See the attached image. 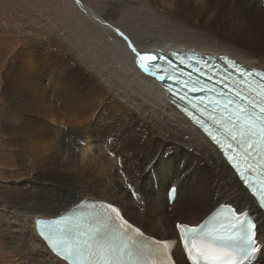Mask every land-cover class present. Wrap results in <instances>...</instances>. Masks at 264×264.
<instances>
[{
	"label": "bare ground",
	"instance_id": "obj_1",
	"mask_svg": "<svg viewBox=\"0 0 264 264\" xmlns=\"http://www.w3.org/2000/svg\"><path fill=\"white\" fill-rule=\"evenodd\" d=\"M107 4L100 12L79 1L90 23L96 56L76 22L64 21L58 33L64 43L57 53L42 46L41 52H46L42 61L34 58L20 66L17 57L11 68L12 77L26 80L6 89L9 103L2 125L21 166L34 162L38 173L29 178V189L0 186V233L8 232L18 260L67 264L37 235L35 219L56 216L82 198H97L129 218L126 212L147 222L155 229L151 233L163 239L172 233V253L185 264L176 226L166 209L179 215L176 206L186 201L189 217L181 222L196 225L217 205L229 204L256 216L260 256L255 264H264L263 210L218 147L171 104L162 83L140 68L128 41L119 34L123 32L144 54L172 56L178 51L199 52L196 48L218 53H205L212 57L228 54L264 69L262 1L174 0L171 6L163 0H120ZM76 64L84 68L83 79L76 77ZM57 82L62 85L55 104L51 85L57 89ZM96 109L97 121L92 119ZM117 138L122 139L121 149L116 148ZM125 138H131L132 145H126ZM94 140L100 147L97 157L89 155ZM149 176H156L159 184L166 181L179 187L172 207L155 196ZM132 189L143 194L141 201L146 205L141 206ZM4 192L8 193L3 196ZM8 205L11 210L5 208Z\"/></svg>",
	"mask_w": 264,
	"mask_h": 264
},
{
	"label": "snow or ice",
	"instance_id": "obj_2",
	"mask_svg": "<svg viewBox=\"0 0 264 264\" xmlns=\"http://www.w3.org/2000/svg\"><path fill=\"white\" fill-rule=\"evenodd\" d=\"M119 34L124 40L128 41V46L131 48V51L140 61V68L151 75H155L147 62L157 60L158 57L139 52L123 32ZM240 75L244 76L245 73L241 72ZM255 75L262 78L261 87L264 88V74L257 72ZM158 78L160 80L164 79L163 76H159ZM180 82L186 86L188 84L185 81ZM191 90L203 91L204 89L203 87L198 88L193 86ZM208 91L214 92L215 89H209ZM255 92L256 90L253 89L249 95ZM249 95H242L241 91L238 90L235 92V99L233 97H228L223 101L209 99L207 105L204 104V100L201 98L199 105H203V108H198V103L195 101L189 100L188 102L193 108H198L202 112L208 111L210 105L215 112L219 113V115H213L210 112L208 118L218 124L220 128L224 129L227 134L226 139L230 137L232 141H238L237 150L243 152V158L240 162H236L235 156L230 153L229 160L234 161L240 179L244 182L247 189L250 190L251 196L255 198L259 208L264 209V91L258 93L259 99H250ZM180 98L184 99L185 97L181 96ZM236 99L245 101L246 103L243 105L238 104L235 102ZM254 110L258 111L259 115H256ZM190 115L221 148L225 150L232 148L231 143L226 145L224 141L218 139L217 135L202 120L195 117L194 114L190 113ZM250 149L253 152L250 153ZM249 156L256 159V164L248 163ZM241 164H243V167H241ZM257 166L261 168L259 176L262 178L258 182H254L247 173L250 170L255 172ZM106 214L107 219L115 225L113 231L118 232L121 236H123V233L132 230V225L112 205L107 206ZM117 220L122 221V223L116 224ZM177 227L180 229L182 238L189 236V234L191 236H199L209 245L216 248L229 244L244 246V255L239 261H233L232 264H243L245 259L253 257L260 251L256 241V224L251 217L242 211L238 215L236 211L229 210L227 215L214 217L212 221H205L200 225L198 231L189 228L187 225H177ZM135 231L139 236H143V233L139 229H135ZM41 235L51 246L52 250L56 252L57 256L62 257L65 261H71L72 264H83L82 257L85 256L84 251L65 238L66 233L62 228L57 227L47 234L42 232ZM156 243L160 244L161 241H156ZM184 244L190 258L194 255L200 257L205 256L204 251L196 249L191 238L185 239ZM131 246L144 247L142 241L135 239H130L128 244H121L119 247L97 241V247L95 249H93L92 245H88L87 256L91 258L89 264H122L123 256L125 254H131L129 251ZM165 246H167L166 242ZM193 264H199V261L194 260Z\"/></svg>",
	"mask_w": 264,
	"mask_h": 264
},
{
	"label": "rangeland",
	"instance_id": "obj_3",
	"mask_svg": "<svg viewBox=\"0 0 264 264\" xmlns=\"http://www.w3.org/2000/svg\"><path fill=\"white\" fill-rule=\"evenodd\" d=\"M79 1H84L96 10L103 12L108 5V1L118 2L120 0H0V186H4L7 189L17 187L19 188L21 187V185L24 188L29 189L32 186V180L30 181L29 178H32L31 176H36V173H38V168L34 165V162L30 163V166L26 168L21 166L17 153L14 150V146L11 145L8 139V134L2 125V115L4 114V111L9 103L6 91L14 86L13 83H17L18 81L23 83L26 80V77L24 76L22 79L19 76L12 77L11 68L15 64V60L17 57H20L21 59L20 66L29 64L30 61L34 58L38 62L42 61L44 59V56H46V52H41L43 51V47H50L49 49L52 53H57L58 47H61L64 43L63 39H60L58 35L64 21H66V23L67 21L76 22L79 31L82 32V37L90 48V52L96 56L97 47L93 42L94 38L93 35H91L92 31L90 30V23L89 20L85 17V14L81 11L79 7ZM163 1L171 6L174 2V0ZM93 32L95 31L93 30ZM79 61H81V58L79 59ZM79 65H75L76 77L83 79L84 68L83 66ZM64 80L70 83L68 77L64 78ZM54 82H56V80H54ZM61 85L62 84L60 82H57V89L53 87V84L51 85V87L54 89V91H52L53 95L51 96V98L55 102V104L58 100V97L61 96V94L58 93V89ZM98 113L99 109H96L92 116L93 120H98ZM68 126L69 125H66L65 128H68ZM95 138L96 137H94V139ZM97 140L93 141L91 147H94V149L92 150V152H94H90V156L95 155V157H97L96 155L99 152L97 148H100L98 146L96 147V144H98ZM115 142L117 146L116 148L121 149L122 139L117 138L115 139ZM128 143L129 145H132L131 138H129V140H126V145H128ZM107 154L109 155V153ZM113 158L116 159L117 157L113 156ZM148 174L149 173H147L146 176ZM148 180L149 182H151L150 176L148 177L147 181ZM116 181L120 182V179L116 178ZM6 193L8 192H4L2 193V195L4 194L3 196H5ZM155 193L156 192H154V194ZM160 193L158 194V196L160 195ZM155 196H157V194H155ZM141 200H139L141 202V206L146 205V203H143ZM163 200L165 202V195L163 196ZM7 207L8 210H11V205L6 206L5 208ZM135 209H137V207ZM186 209H188L186 201H181L180 204L176 206V210L180 212L179 215L171 214L170 210L168 209H166L165 212L171 219H173V221H175V223L179 221L187 222L189 216L186 215ZM126 213L131 217L130 219L139 224L146 232L154 234L151 233L152 231H155V229L152 228L151 225H149L147 222H140V220L136 216L133 217L130 212ZM182 214H184V216ZM177 219L179 221H177ZM7 233H0V264H33L34 262L26 257L25 259L18 260L17 252L10 247V240H8L9 238L6 235ZM173 233V238H176V232ZM154 235L161 237L156 233ZM171 236L172 233H170L169 236H166L165 239L172 242ZM171 244L174 249L173 243ZM173 251L175 254V250ZM176 259L179 264H181V259Z\"/></svg>",
	"mask_w": 264,
	"mask_h": 264
},
{
	"label": "flooded vegetation",
	"instance_id": "obj_4",
	"mask_svg": "<svg viewBox=\"0 0 264 264\" xmlns=\"http://www.w3.org/2000/svg\"><path fill=\"white\" fill-rule=\"evenodd\" d=\"M194 50H198L199 52H202V53H212V54L215 53V52H212V51L207 52V51L199 50V49H196V48Z\"/></svg>",
	"mask_w": 264,
	"mask_h": 264
}]
</instances>
